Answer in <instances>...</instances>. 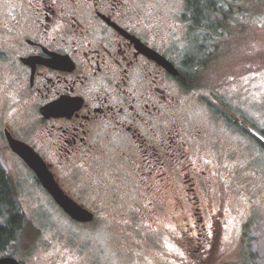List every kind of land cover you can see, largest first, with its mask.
<instances>
[{"label": "flooded vegetation", "instance_id": "af4514ba", "mask_svg": "<svg viewBox=\"0 0 264 264\" xmlns=\"http://www.w3.org/2000/svg\"><path fill=\"white\" fill-rule=\"evenodd\" d=\"M184 10L172 12L169 0L161 6L150 0H0V69L6 71L0 153L7 171L1 167L9 174L12 163L23 165L50 197L12 151L11 137L42 159L63 191V185L96 188L102 196L100 190L112 181L107 173L116 183L131 175L132 184L144 193V206H136L125 225L118 221L123 215L104 216L118 221L110 240L117 243L115 231L133 222L136 231L148 228L145 235L162 249L154 229L168 207L179 236L172 242L183 262L175 257L167 261L212 264L223 254L225 199L240 185L241 159L264 156V143L253 133L264 137L261 117L251 109L262 104L251 84L257 76L244 78L259 70L261 61L244 65L237 77L223 83L221 89L228 93L231 84L242 90L240 112L227 104L226 113L214 115L210 104H222L225 96L221 89H209L211 102L207 95L204 101L200 80L217 46L213 29L228 26V6L192 0L191 14ZM259 30L256 25L257 37ZM183 31L202 35L193 40L190 72L184 70L180 50L186 43ZM162 59L179 74L173 75ZM103 202L104 207L117 204L114 198ZM97 217L102 218L94 214L92 222ZM23 224L0 250V259L33 264L34 250L46 248L37 243L21 255L10 251Z\"/></svg>", "mask_w": 264, "mask_h": 264}, {"label": "rangeland", "instance_id": "374dc122", "mask_svg": "<svg viewBox=\"0 0 264 264\" xmlns=\"http://www.w3.org/2000/svg\"><path fill=\"white\" fill-rule=\"evenodd\" d=\"M150 1L151 4L156 3L159 6L165 2V0ZM169 1L172 12L178 13L181 10L183 14L186 12L184 10L186 2L184 4L183 0ZM212 1L214 6H221L222 1L228 6L226 10L228 26L223 30L222 27L220 29L216 26L212 31L213 42L217 46L214 47L210 67L200 80L203 88L202 99L206 101L209 89L220 90L227 78L237 77V71L244 65L251 67L254 61H261L260 69L244 78L247 82L257 76L255 83L251 81V84L257 88L255 92L262 104L254 105L251 109L255 108L254 112L261 117L260 124L264 128V0ZM214 21L216 22V19ZM256 25H260L261 28L258 37L254 33ZM183 32L186 43L180 46V50L183 53V63H187L184 70L190 72L189 69L192 70V66L195 65L188 58L193 48V40L195 37L202 38V35L196 36L190 31ZM203 64L205 69L207 64ZM5 76V69H0V97ZM186 83L191 87V79ZM220 92L225 96L224 102L220 104L213 98L214 103L210 104L214 115L226 113L227 104L229 110L240 112L239 105L243 104L239 93L242 90L231 84L229 93L226 88L221 89ZM208 98L211 102V98L209 96ZM189 109H192L191 102ZM213 120L219 119L214 116ZM213 120L211 125H214ZM214 128V132H218L216 125ZM227 140L224 139L223 142L231 143ZM247 145L252 149L250 144ZM241 161L240 169L245 173H241L240 185L225 199L228 213L222 235L223 254L212 264H264V156L253 158L245 155ZM107 174L112 181L103 190L99 189L102 191V196L98 195L96 188L86 187L81 190L63 185L64 191L76 203L83 205L96 216H102L101 219L97 217L98 222L95 220L87 225H79L69 220L56 203L54 204L53 200L43 192L28 169L21 164L12 163V170L8 176L19 209L24 216V224L10 251L15 255H21L25 247L31 250L37 243L38 245L43 243L46 248L34 250L36 260L33 264H180L167 261L174 257L182 263L179 250L172 242L173 237L179 236L175 235L174 222L170 218L172 212L168 207L159 214L158 218H160L156 221L154 229L160 238L162 249L145 235L149 231L148 228L140 226L139 231H136L133 222L115 231L117 243L110 240L112 236L114 237L112 229L118 225V221L125 225L131 220L134 208L144 206L140 200L144 193L132 184L131 175H128L127 180L122 181L123 185H121L116 183L115 177L109 176L110 173ZM110 198L116 199L117 204L104 207L102 203L106 202L103 201ZM113 214L123 216L119 217L118 221L115 217L110 220L104 218ZM192 251L193 248L190 249V253L197 261V255ZM198 264L209 263L200 261Z\"/></svg>", "mask_w": 264, "mask_h": 264}, {"label": "water", "instance_id": "95a60500", "mask_svg": "<svg viewBox=\"0 0 264 264\" xmlns=\"http://www.w3.org/2000/svg\"><path fill=\"white\" fill-rule=\"evenodd\" d=\"M165 66L172 71L173 75H178V71L167 61L162 59ZM253 133L264 143V137L253 131ZM10 147L14 153L32 170L43 189L50 195L56 205L70 220L79 224H88L93 221L94 214L83 205L76 203L69 197L55 181L53 175L46 167L42 159L27 145L11 137L8 138ZM1 166L7 171L4 158L0 153ZM0 264H19L15 259L5 257L0 259Z\"/></svg>", "mask_w": 264, "mask_h": 264}, {"label": "trees", "instance_id": "16d2710c", "mask_svg": "<svg viewBox=\"0 0 264 264\" xmlns=\"http://www.w3.org/2000/svg\"><path fill=\"white\" fill-rule=\"evenodd\" d=\"M192 0H186L187 13L191 14ZM198 16H200V5H198ZM24 216L21 213L16 200L13 185L8 174L0 165V250L8 246L21 229Z\"/></svg>", "mask_w": 264, "mask_h": 264}]
</instances>
